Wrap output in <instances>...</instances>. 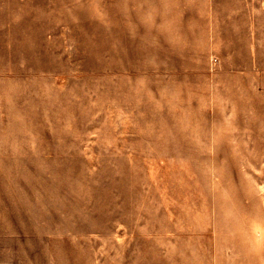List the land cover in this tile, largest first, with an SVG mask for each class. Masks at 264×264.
<instances>
[{
	"label": "rangeland",
	"instance_id": "rangeland-1",
	"mask_svg": "<svg viewBox=\"0 0 264 264\" xmlns=\"http://www.w3.org/2000/svg\"><path fill=\"white\" fill-rule=\"evenodd\" d=\"M0 235L19 264H264V0H0Z\"/></svg>",
	"mask_w": 264,
	"mask_h": 264
},
{
	"label": "crops",
	"instance_id": "crops-1",
	"mask_svg": "<svg viewBox=\"0 0 264 264\" xmlns=\"http://www.w3.org/2000/svg\"><path fill=\"white\" fill-rule=\"evenodd\" d=\"M3 238L0 235V264H10V262H12V264H19L18 260H13V261H9L8 259H5V257L3 256V250H4V245H3Z\"/></svg>",
	"mask_w": 264,
	"mask_h": 264
}]
</instances>
